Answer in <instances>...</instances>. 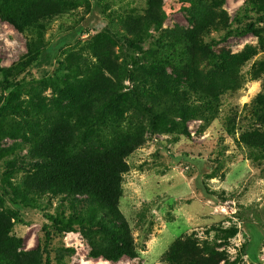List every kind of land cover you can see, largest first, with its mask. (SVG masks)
Here are the masks:
<instances>
[{"label":"rangeland","instance_id":"374dc122","mask_svg":"<svg viewBox=\"0 0 264 264\" xmlns=\"http://www.w3.org/2000/svg\"><path fill=\"white\" fill-rule=\"evenodd\" d=\"M43 1L55 9L27 38H40L50 59L21 74L24 86L11 95V108L0 103V130L16 132L13 139L0 136V213L13 225L10 236L22 243L17 252L44 245L42 227L56 216L59 205L64 216L63 197H40L29 185L37 169L31 161L34 145L64 126L62 91L68 85L80 91L96 79L103 88L113 87V95L109 90L100 99L112 98L116 107L105 109L109 126L94 118L72 117L80 145L95 138L92 126H102L107 137L118 135L128 121L147 127L127 100L134 84L121 71H130L142 59L172 56L163 75L166 88L156 96L162 105L173 100L170 88L177 87L197 115L188 118L183 129L180 116L172 114L154 134L145 133L125 158L119 210L134 258L116 264H224L241 256L245 244L247 255L239 264H264V157L261 143L254 141L258 147L252 151L241 139L254 134L264 141V110L256 105L264 93V23L255 24L254 34L235 32L239 25L234 16L246 0H203L206 9L199 11L206 17V33L198 39V53L188 52L182 41L200 33L188 0H152L165 18L162 30L150 31L143 43L113 39L105 31L121 30L120 17L143 15L149 0ZM27 38L0 21L2 67L20 62ZM178 38L182 44L176 50L157 51L159 39L177 43ZM102 61L111 64L109 69ZM109 70L120 75L116 78ZM91 93L99 98L96 90ZM19 195L34 206L17 211L8 199ZM229 229L236 231L232 238L225 233ZM93 239L100 244L99 238ZM64 247L74 251L71 257ZM49 250L51 264H113L90 259L89 243L79 234L55 236Z\"/></svg>","mask_w":264,"mask_h":264},{"label":"trees","instance_id":"16d2710c","mask_svg":"<svg viewBox=\"0 0 264 264\" xmlns=\"http://www.w3.org/2000/svg\"><path fill=\"white\" fill-rule=\"evenodd\" d=\"M202 2L203 0L186 2L194 8L192 17L199 19L197 23L199 26L196 29L200 33L196 37L183 36V40L178 38L177 43L159 39L156 43L157 51L175 49L184 41L188 52L198 53V39L204 35L206 20L199 11L206 9ZM54 9L55 6H50L43 0H0V21L12 26L27 38L37 28L39 20L49 16ZM250 14H254L255 18H250ZM164 18L162 7L149 0L143 15L130 14L120 17L118 24L121 30L115 31L111 28V31L105 33L113 39L128 38L131 42L143 43L150 31L162 30ZM233 21L237 26L239 25L235 31L237 34H254L255 24L264 23V0H246ZM26 49L27 52L21 57L20 62L12 67H2L0 61V103H4L9 108H11V95L24 86L25 79H19L21 74L28 72L27 70L34 64H40L43 59H50L40 38L37 40L27 38ZM205 53L202 52L203 55ZM207 58L214 59L213 56ZM169 59L173 57H160L150 61L142 59V63H135L130 71L125 69L121 71L125 78L134 84L127 100L133 104L132 107L141 118L147 120V127L137 121H128L118 135L107 137L102 134V126H92L91 130L95 138L89 145L82 143L81 137L80 145L78 125L72 121V117L77 119L86 117L88 120L94 118L97 123L108 125L104 119L105 109L116 110V107L111 101L112 98L108 101H100V99L109 90L113 95V87L108 85L103 88L102 83L96 79L91 87L89 82H86L84 89L80 91L72 89L73 86L69 85L62 91L63 101L66 104L61 114L64 118V126L55 128L34 145L31 161L37 169L31 175L29 185L40 197L46 194L50 198L63 197L64 216L59 205L56 216L50 217L49 223L42 227L44 245L42 247L38 245L26 253H18L22 243L10 236L13 225L4 214L0 213V264H51L50 243L55 236L69 233L79 234L88 241L90 259H102L116 264L124 257L134 258L128 229L119 210L122 175L127 170L125 158L140 145L145 133L154 134L160 124L167 122L172 114L180 116L183 129L186 128L188 118L197 115V110L193 111V107L187 103L188 96H182L177 87L170 88L173 100L164 101L160 105L161 99H158L156 94L166 88L167 83L163 75ZM101 63L108 69L111 65L104 61ZM109 73L116 78L120 75L119 70H109ZM155 81L159 86H153ZM91 89L100 93L98 99L91 93ZM256 105L260 110H264V93L257 97ZM86 132L87 129L83 135ZM15 134L14 131L0 130L1 138L13 139ZM254 136L256 135H243L241 139L252 151L258 147L254 141L261 143L259 150L262 151V159L264 141L259 142ZM12 166H16V161L12 162ZM3 193L9 196L5 190ZM25 199V196L19 195L17 199L9 197L8 200L17 211H21L34 206L25 202ZM225 233L228 235L227 238H232L236 231L229 229ZM95 237L99 238L100 244L94 241ZM73 253L72 249L64 247L66 257H71ZM245 255H247V244L243 245L241 250V256ZM241 256L224 264H239Z\"/></svg>","mask_w":264,"mask_h":264}]
</instances>
